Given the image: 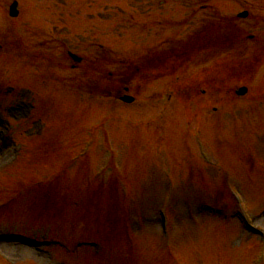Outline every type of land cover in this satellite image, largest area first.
Here are the masks:
<instances>
[{
	"label": "rangeland",
	"instance_id": "1",
	"mask_svg": "<svg viewBox=\"0 0 264 264\" xmlns=\"http://www.w3.org/2000/svg\"><path fill=\"white\" fill-rule=\"evenodd\" d=\"M14 1L0 0V264H264L235 216L264 228V0L245 22L230 0H17L18 20ZM205 22V38L242 29L186 74L136 79L134 104L92 92L69 54L97 58L103 34L115 55L161 59Z\"/></svg>",
	"mask_w": 264,
	"mask_h": 264
},
{
	"label": "water",
	"instance_id": "2",
	"mask_svg": "<svg viewBox=\"0 0 264 264\" xmlns=\"http://www.w3.org/2000/svg\"><path fill=\"white\" fill-rule=\"evenodd\" d=\"M16 5H17V3H15L13 6H12V9H11V14L13 15V16H16L17 14H18V12H17V10H16ZM246 91V89L244 88V89H242L241 91H240V93H244ZM126 101H131L132 100V98H129V97H125L124 98Z\"/></svg>",
	"mask_w": 264,
	"mask_h": 264
}]
</instances>
